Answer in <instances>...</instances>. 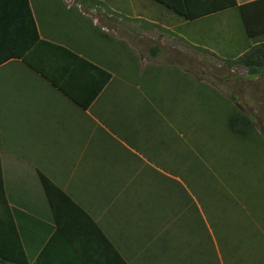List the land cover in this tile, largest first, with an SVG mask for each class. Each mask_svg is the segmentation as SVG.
Returning <instances> with one entry per match:
<instances>
[{
    "label": "crops",
    "instance_id": "crops-1",
    "mask_svg": "<svg viewBox=\"0 0 264 264\" xmlns=\"http://www.w3.org/2000/svg\"><path fill=\"white\" fill-rule=\"evenodd\" d=\"M126 1L51 0L52 6L66 8L59 11L36 8L34 0H29L39 38L27 55L33 63L43 66L44 74L24 57H18L28 36L23 17L27 14L25 0H0V57L6 56L0 61V156L4 179L0 198L9 201L0 202V221H9L12 213L29 264H83V257L91 264H102L106 256L99 228L124 254L114 238L115 232L122 224L133 226L138 223L134 218L149 214L148 203L156 202L152 195L156 193L154 178L160 175L155 161L170 160L177 144L176 138L172 142L170 120L156 110L147 88L122 70L117 58L90 51V33L97 32L108 42L106 35L112 32L122 42L123 32L142 33L132 34L128 46L143 53L142 45L149 49L156 45L151 40L156 28L174 33L190 22L232 9L189 20L167 7L150 12L138 6L136 0H129L133 3L128 5ZM249 1L252 0H238V4ZM75 7L78 11H73ZM107 11L113 16L101 23L99 14ZM87 20L95 31L85 28L76 36L74 29L86 26ZM187 28L179 31L181 40L172 37L181 47H185V38L190 39ZM245 41L247 49L256 43L248 36ZM81 59L82 68L68 80L71 91L81 100L78 102L60 85ZM146 61L149 63V59ZM105 71L110 73L108 80ZM39 172L52 178L98 226L79 211L61 206L53 210ZM138 193L147 194L138 202L142 213L131 206ZM161 207L157 204V209ZM69 248L70 253H60Z\"/></svg>",
    "mask_w": 264,
    "mask_h": 264
},
{
    "label": "rangeland",
    "instance_id": "rangeland-1",
    "mask_svg": "<svg viewBox=\"0 0 264 264\" xmlns=\"http://www.w3.org/2000/svg\"><path fill=\"white\" fill-rule=\"evenodd\" d=\"M50 1L34 0L35 7L66 9L52 6ZM129 3L133 2L127 0L126 5ZM135 3L150 12L161 11L159 7L167 10L155 0ZM100 14L101 23L113 16L108 11ZM85 25L76 27L74 34L85 28L95 31L90 21ZM187 26L190 39L185 38V47H181L172 37L181 40L179 31ZM175 31L156 28L151 40L160 48L142 45L143 53L128 46L132 34L143 35L138 32H123L124 42L114 32L106 35L109 42L97 32L90 33L87 40L90 51L117 58L121 69L147 88L156 110L170 120L172 140L177 139L170 160L155 161L160 175H155L156 193L152 195L159 197L164 190L165 197L160 198L164 208L157 209L158 200L150 201L149 214L134 218L138 223L133 226L122 224L114 238L132 264H238L241 255L249 263L253 256L260 260L264 258V71L252 75L235 63L247 49L237 8ZM240 110L255 123L245 138L228 126L229 116ZM171 178L177 188H162L163 183L170 186ZM178 185L194 205L189 198L179 207L171 204V189L176 196L173 189ZM145 195H134L131 206L137 213H142L138 207ZM159 236L167 239V249L161 248L163 253L156 260L151 256L159 253Z\"/></svg>",
    "mask_w": 264,
    "mask_h": 264
},
{
    "label": "trees",
    "instance_id": "trees-1",
    "mask_svg": "<svg viewBox=\"0 0 264 264\" xmlns=\"http://www.w3.org/2000/svg\"><path fill=\"white\" fill-rule=\"evenodd\" d=\"M156 1L163 4L165 7L169 8L173 12L189 20H196L211 13H216L218 11H222L225 9L237 8L243 20V24L247 36L250 38H254L256 40V43L251 45L244 53H242L236 59L235 63L244 66L248 70V73L252 75H258L262 71H264V0H252L243 4H238V0H156ZM25 5L27 6V14H25L23 17L27 29L26 32H28V36L25 43L26 46L20 53V56L18 57H24L26 59V62L28 61L29 64L32 65L34 68L36 67V69L39 72L45 74L43 66L33 63L31 61L32 59L30 58V56L27 55V51H29L31 47L36 43L39 36L29 6V0H25ZM11 54L15 55L17 53L11 52ZM5 57L6 56L0 57V61H2V59H4ZM83 61L84 60L81 59L80 61H78V63L75 64V66L72 69L73 71L70 72L73 74L69 73L68 74L69 76L65 78L63 83L60 85V88L64 91V93L74 98L78 102L81 100L77 96H75L73 91H71V87L69 85L68 80L69 77L72 75L74 78L76 77L75 74L78 73L79 70L82 68L81 62ZM105 73L107 76L106 80H108V77H110V73L106 71ZM93 98L94 96H92L91 99ZM228 126L229 129L232 131V133H234L239 137L245 138L253 130V128L255 127V123L251 115L240 110L238 112L232 113L229 116ZM173 141L174 140H172V142ZM39 177L42 183V187L44 189V193L47 197V201L53 210L61 206V208L65 210H73L77 212L79 211L81 214L85 216V218L89 219L92 223L98 226L97 223L92 219L90 214L86 210H84V208L77 201H75L68 193H66L52 178L48 177L42 172H39ZM3 183H4V179L2 174V165H1V156H0V185H3ZM176 186H177V182L171 178L170 186H166L163 183L162 187L177 188ZM178 187H179L178 189H173L174 191H177L176 196L174 197L171 189V204H173L174 207L177 204V206L179 207L181 203L183 204V200L186 201L188 198L191 199V204H192V198L190 196L187 198L186 190L182 189V187H180L179 185ZM164 194L165 193L163 192V194H161L159 197L155 195V199L159 201L158 205L160 206H162L160 198H162ZM2 200L4 201L5 204L9 203L6 197L0 198V202H2ZM9 211L11 213L10 208ZM9 218H10L9 221L6 220L0 221V261L2 262L10 261L15 264H29V256L20 239L18 228L13 219L12 213L11 215H9ZM99 234L101 236L100 237L101 243L103 242L104 244L105 256H106L102 264H131L128 261V259L124 256V254L120 252V250L112 241V239H110L100 228H99ZM162 236L161 237L159 236L161 243L157 247L160 248L159 253L156 252L154 255L151 256L152 258L157 257L156 260H159L160 257H158V255H161L163 253L161 251V248L163 250L167 249L166 247L167 242L165 241L167 239L164 240ZM73 250L76 252L80 251L75 248H73ZM71 251H72L71 248H69L68 250L62 249L60 253L68 254ZM82 253L84 252L80 251V254ZM253 257L254 258H250V263H249L245 255H241L239 257V260H237V263L264 264V260L262 261V259L264 258L262 259L260 258V260H256L255 256ZM38 264H42V263L39 262ZM83 264H91V263L87 262V258L83 257ZM188 264H196V263L189 261Z\"/></svg>",
    "mask_w": 264,
    "mask_h": 264
}]
</instances>
